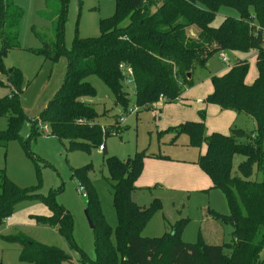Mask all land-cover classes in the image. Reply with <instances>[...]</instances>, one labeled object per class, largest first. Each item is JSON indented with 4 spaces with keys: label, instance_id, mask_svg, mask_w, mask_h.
Listing matches in <instances>:
<instances>
[{
    "label": "trees",
    "instance_id": "16d2710c",
    "mask_svg": "<svg viewBox=\"0 0 264 264\" xmlns=\"http://www.w3.org/2000/svg\"><path fill=\"white\" fill-rule=\"evenodd\" d=\"M66 6L67 0H58L54 14L38 12L52 24L42 31L33 28L41 42L33 51L51 61L66 56L62 84L36 123H46L49 135L66 140L70 149L90 145L98 148L107 135L120 128L118 119L105 126L96 123L98 113L87 101L95 95V88L87 78L97 76L110 89L115 102L126 108L129 98L122 86L121 64L131 68L136 105L143 106L158 97H163L162 102L175 100L179 83L191 85L194 73L205 69L212 55L254 50L257 75L251 83L244 80L248 61L237 58L224 73L211 76L212 91L204 98L205 104L244 115L253 126L243 129L230 125L227 134L206 135L202 109L198 112L200 120L160 130L163 134L173 133L172 141L185 134L189 146L205 144V152L195 162L208 175L212 187L224 193L228 213L211 215L231 226L229 242L219 245L181 240L179 231L185 224L182 218L176 220L170 233L159 237L140 234L161 203L155 198L148 207H140L131 201L130 194L137 189L135 181L142 171L143 159L166 157L145 151L135 152L125 160L108 156L103 161L117 217L113 230L103 218L86 169L72 172L77 189H83L86 197L95 260L87 259L72 241L73 220L67 210L50 202L55 217L38 221L55 226L84 264H264V255H259L264 248V0H115V11L101 20L99 35L75 36L69 49L63 40ZM221 7L233 8L239 16H225L213 26ZM21 17L22 10L14 0H0V71L7 72L11 92L0 98V115L7 118L6 129L0 132V147L6 146L7 138H20L18 130L25 118L19 103L21 72L18 68L6 70L2 63L11 49L20 47ZM191 25L198 29L196 38L186 33ZM30 124L32 136L38 130L34 121ZM31 197L32 191L18 187L0 169V220L10 215L18 201ZM112 232L115 244L110 242ZM0 238L18 245L21 261L58 264L68 257L62 249L36 242L23 232Z\"/></svg>",
    "mask_w": 264,
    "mask_h": 264
},
{
    "label": "rangeland",
    "instance_id": "374dc122",
    "mask_svg": "<svg viewBox=\"0 0 264 264\" xmlns=\"http://www.w3.org/2000/svg\"><path fill=\"white\" fill-rule=\"evenodd\" d=\"M14 3L22 10L18 36L20 47L11 49L2 58V63L6 70L18 68L21 72L22 88L19 103L25 118L18 130L20 138H7L6 146L0 147V169L18 187L32 191L33 197L18 201L10 211V219L6 221L3 217L0 220V234L23 232L36 242L66 252L68 257L58 264H84L78 251L68 246L55 226H51L49 222L38 221L53 219L55 214L49 203L58 204L72 216V241L82 249L87 259H96L94 232L85 213L86 197L82 195L83 189H77V181L72 172L80 168L86 169L85 174L95 190L103 218L113 230L117 217L112 205V188L110 181L107 180L108 172L103 165L104 159L115 156L125 160L140 151L189 159L195 147L184 144L180 138L172 141L173 133H160V130H163L160 129V121L162 117H166V114L162 113L166 103H162L158 97L155 102L143 105L145 108L136 105L132 78L122 82L129 98L126 108L116 104L110 89L97 76L87 78L95 88V95L87 101L98 113L96 123L105 126L116 119L120 122L118 131L110 133L103 139L104 152L91 145L70 149L66 140L49 135V129L41 130L44 122L36 123V119L60 88L67 60L66 56L62 55L56 61H51L34 52V49L41 46V42L34 36L33 28L40 31L50 28L52 23L41 17L40 13L54 14L58 9V0H14ZM114 11L115 0H67L63 20L64 47L69 49L75 36L99 35L101 20L113 15ZM225 16L238 17L239 13L233 8L221 7L213 18L212 25L217 26ZM188 28L197 33L195 25ZM224 56L226 61H222L218 53L212 55L207 61V68L194 73L191 85L179 83L178 96L181 97V100L177 99L179 105L182 106L181 102L191 105L196 96L207 94L212 86L210 75L224 73L237 58L248 61L249 67L244 80L253 81L257 75L254 50L236 53L226 51ZM0 82L1 98L11 93L7 86V72L0 71ZM152 103L156 109L150 108ZM245 119L246 121L241 117L237 118L233 126L252 128V120L247 117ZM32 121L35 122L38 132L31 136ZM6 126V116L0 115V132L5 130ZM181 138L185 140L186 136L183 135ZM207 188L186 193H173L159 188L155 190L152 186L150 189L133 190L130 194L131 201L140 207H148L155 198L161 203V208L153 213L140 234L146 237H159L164 232L170 233L176 220L182 218L185 224L179 231L181 240L219 245L229 242L231 226L211 215L212 212L221 215L228 213L224 193L219 188ZM110 242L115 244L113 232L110 235ZM19 252L17 244H10L0 238L1 264H34L21 261ZM259 255L263 257L264 248Z\"/></svg>",
    "mask_w": 264,
    "mask_h": 264
},
{
    "label": "crops",
    "instance_id": "0c3cea01",
    "mask_svg": "<svg viewBox=\"0 0 264 264\" xmlns=\"http://www.w3.org/2000/svg\"><path fill=\"white\" fill-rule=\"evenodd\" d=\"M186 33L188 36L196 38L198 29L197 33H195L190 28H187ZM218 54L220 55V53ZM245 82L249 84L252 81ZM211 91L212 86L211 90L207 94ZM207 94L196 96L194 103L191 105H186L182 102V106L179 105L178 103L180 102L177 103V99L181 100V97L179 96L171 102H162L166 103L163 106L162 111V113L166 114V117H162V120L160 121V129H164L168 126H174L185 121H198L200 120L198 112L202 109L204 110L203 121L206 135H209L212 132L227 134L230 125H233V123L235 124L236 119L239 117L243 118V121H246L242 114H236L233 110L220 109L216 105L205 104L204 98ZM159 118H161L160 115ZM183 135H178L174 140L176 141L177 138H180L181 142L188 145V137L185 135L186 139L183 140V138H181ZM205 149L206 146L203 143L201 146L195 147V150H193L194 153L189 159H177L169 156L160 158H144L142 171L135 181V185L137 187L136 190L151 188L152 186L155 190L156 188H159L173 193H186L197 190L201 191L205 190L207 187H212L208 175H206L195 162L197 157L205 152Z\"/></svg>",
    "mask_w": 264,
    "mask_h": 264
},
{
    "label": "built area",
    "instance_id": "2783aa9c",
    "mask_svg": "<svg viewBox=\"0 0 264 264\" xmlns=\"http://www.w3.org/2000/svg\"><path fill=\"white\" fill-rule=\"evenodd\" d=\"M263 32H264V31H263ZM263 35H264V33H263ZM263 40H264V36H263ZM219 57L222 59V61H226V58H225L223 52H220ZM119 67H120L121 72H122V74H123V76H124L123 81H124V80H127V78H131L132 71H131V68H130L129 66L124 65V64H121ZM159 98H160V101H161V102L164 100L163 97H159ZM143 108H145V106H143ZM150 108H151V109H156V107H155V105H154L153 103H152V105L150 106ZM47 129H48V125H47L46 123H43V126L41 127V130H47ZM102 147H103V145H100V146H98V149H99V150H102ZM80 189H81V188H80ZM82 195L85 196L84 192H82ZM9 218H10V215L6 216V217L4 218V220L7 221V220H9Z\"/></svg>",
    "mask_w": 264,
    "mask_h": 264
},
{
    "label": "water",
    "instance_id": "95a60500",
    "mask_svg": "<svg viewBox=\"0 0 264 264\" xmlns=\"http://www.w3.org/2000/svg\"><path fill=\"white\" fill-rule=\"evenodd\" d=\"M187 76H190V75H189V74H187ZM85 213H86V210H85ZM87 218H88V221H89L90 227L92 228V227H93V224H92V222L90 221V219H89L88 215H87Z\"/></svg>",
    "mask_w": 264,
    "mask_h": 264
}]
</instances>
